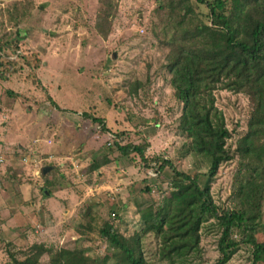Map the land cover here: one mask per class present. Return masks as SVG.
I'll list each match as a JSON object with an SVG mask.
<instances>
[{"label":"rangeland","instance_id":"obj_1","mask_svg":"<svg viewBox=\"0 0 264 264\" xmlns=\"http://www.w3.org/2000/svg\"><path fill=\"white\" fill-rule=\"evenodd\" d=\"M0 3L1 61L17 56L0 79V264H17L32 243L54 248L76 245L100 257L105 251L98 233L103 221L129 234L139 227L142 206L166 205L169 172L154 175L149 163L155 157L166 158L177 170L200 173L198 184L205 179V158L185 152L187 139L176 127L181 105L162 66L166 50L151 31L155 0H113L106 18L109 25L98 0ZM20 49L39 59L26 64ZM31 67L57 108L46 101L38 84L26 88L25 70ZM9 90L20 96L8 95ZM213 96L230 133L224 146L232 150L245 130L249 99L226 89L215 90ZM82 112L104 118L110 132L123 131L117 144L145 145L144 160L133 154L123 156L113 147L106 154L108 162L91 171V159L100 160L113 137L107 132L97 135L96 129L93 134L94 123ZM56 131L64 138L60 137L65 157L57 159L60 165H54L50 194L42 196L41 175L35 178L19 157L28 156L30 146L45 157L40 148L45 140L53 145L59 139ZM236 161L235 157L222 162L210 184L212 200L222 209L233 206L228 184ZM145 184L149 192L141 191ZM112 211L118 217L111 219ZM199 234L198 256L190 255L182 264H208L218 256V228L213 220L203 222ZM235 234L232 238L237 240ZM141 241L149 264H164L156 255V237L146 234ZM48 255L42 254L36 264H49ZM225 264H250L249 246H239Z\"/></svg>","mask_w":264,"mask_h":264},{"label":"trees","instance_id":"obj_2","mask_svg":"<svg viewBox=\"0 0 264 264\" xmlns=\"http://www.w3.org/2000/svg\"><path fill=\"white\" fill-rule=\"evenodd\" d=\"M98 1L104 8V21L109 25L106 18L113 8V0ZM153 18L154 39L166 50L162 66L168 74L172 95L181 105L176 127L187 139L185 152L205 158L204 182L198 184L200 173L177 170L166 158L155 157L149 163L154 175L159 176L162 170L169 172L167 202L161 207L152 203L142 206L138 211L137 230L125 234L111 222L103 221L98 233L105 251L100 257L88 255L76 245L54 248L32 243L20 261L12 258L17 264H36L46 252L49 264H149L141 246L146 234L158 240L159 260L164 264H182L188 256H198L199 229L209 219L218 228V256L208 264H225L241 245L250 248V264H261L264 259V222L261 220L264 204V0H155ZM106 30L102 31L103 36ZM14 43L13 50L19 49L17 41ZM20 51L26 64L39 59L38 56L32 58L31 52ZM2 57L0 51V79L7 75V65H13L17 56L6 62L1 61ZM31 69L25 70L26 88L33 89L38 84L41 89L43 83L36 69ZM217 89L244 93L250 102L245 130L234 140L232 150L224 146L230 133L214 106L213 92ZM41 90L46 101L57 108L48 92ZM7 94L20 96L10 90ZM81 115L94 123L93 134L96 129L97 135L107 132L113 137L112 143L105 145L101 159H91V171L108 162L106 154L113 147L123 156L133 154L144 160L145 145L117 144L123 131L110 132L100 116L87 112ZM235 157L236 168L230 185L233 206L222 209L212 200L210 184L219 165ZM51 169L55 166H50ZM52 185V180H45L40 186L41 195H49ZM144 187L141 191L149 192L146 184ZM112 212L113 218L118 217ZM89 213L88 209L86 214ZM232 234L238 239H233Z\"/></svg>","mask_w":264,"mask_h":264},{"label":"crops","instance_id":"obj_3","mask_svg":"<svg viewBox=\"0 0 264 264\" xmlns=\"http://www.w3.org/2000/svg\"><path fill=\"white\" fill-rule=\"evenodd\" d=\"M56 136H58L60 133L58 132V131H56ZM60 137L62 138V139H64L63 138V136L60 134V136H59V139L52 145V144H46V143H49V139L48 140H45L46 141V143L45 142H43V144H42V146H41V148H40V152L42 153V154H47L46 155V157L48 156V155H50L51 156V158H49L50 160H52V161H57V163L55 164V162H53V164H48V165H46V166H48L49 167V170H50V166H54V165H57V166H59L60 165V163H59V161H60V158L62 159V157H65V155H64V149H63V142L64 141H62V140H60ZM33 139V140H32ZM31 139V141H33L34 143H36L37 142V140L38 139H34V138H32ZM47 139V138H46ZM17 145H20V144H17ZM32 145V144H31ZM52 145V146H51ZM33 146V145H32ZM28 150L30 151L29 152V155L28 156H33V155H36V150H35V148H32L31 146L30 147H28ZM52 152V153H51ZM54 156L53 158H52V155ZM21 157V156H20ZM20 157H19V162L20 163H22L21 162V159H20ZM59 161H58V160ZM48 160V159H47ZM46 160V161H47ZM42 168V167H41ZM48 170V171H49ZM54 170L55 169H51L50 170V172L47 174V172L48 171H46L44 174H41V172H40V174L39 175H33V176H35V178L36 177H39L40 175H41V177H42V184H44V182H45V180L46 181H50V180H53V176H52V174H53V172H54ZM41 184V185H42ZM48 202V199H46V203Z\"/></svg>","mask_w":264,"mask_h":264},{"label":"built area","instance_id":"obj_4","mask_svg":"<svg viewBox=\"0 0 264 264\" xmlns=\"http://www.w3.org/2000/svg\"><path fill=\"white\" fill-rule=\"evenodd\" d=\"M2 4L0 3V6ZM49 158H51L50 155H48L47 157H42V156H38L37 154L36 155H33V156H27V155H23L21 156V162L23 164H27L28 166L31 167L32 169V175H39L40 174V169L41 167L45 166V164L42 162V161H46L47 159L49 160ZM47 160V161H48ZM0 162H2V157H0ZM230 187V181H229V184H228V188ZM228 193H229V190H227ZM114 217V213L111 212L110 213V218L113 219Z\"/></svg>","mask_w":264,"mask_h":264},{"label":"water","instance_id":"obj_5","mask_svg":"<svg viewBox=\"0 0 264 264\" xmlns=\"http://www.w3.org/2000/svg\"><path fill=\"white\" fill-rule=\"evenodd\" d=\"M49 170V167L48 166H43L41 169H40V172L41 174H44L46 171Z\"/></svg>","mask_w":264,"mask_h":264}]
</instances>
